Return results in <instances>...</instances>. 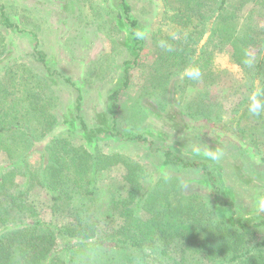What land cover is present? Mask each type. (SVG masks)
Returning a JSON list of instances; mask_svg holds the SVG:
<instances>
[{"label":"trees","instance_id":"obj_1","mask_svg":"<svg viewBox=\"0 0 264 264\" xmlns=\"http://www.w3.org/2000/svg\"><path fill=\"white\" fill-rule=\"evenodd\" d=\"M119 1V18L128 21L134 47L140 45L142 49L132 7L127 0ZM160 1L165 17L176 30L174 34L160 30L153 34L158 50L164 52L158 61L174 60L180 67L176 72L179 76L186 66L196 65L202 78L182 80L191 86L199 82L210 86L222 75L215 64L216 53L225 52L249 76L247 92L227 119L207 92L182 104L181 112L196 124L203 123L209 132L235 137L264 168V116H251L246 106L253 88H264V28H248L245 32L238 28L244 5L256 1L264 6V0H242L239 4L235 0ZM1 26L23 30L0 3ZM206 33L208 41L200 49L199 41ZM161 41L169 48H161ZM252 49L257 56H251ZM5 50V37L0 32V55ZM34 56L48 74L58 75L77 89L81 133L122 135L117 103L121 90L110 95L111 128L89 127L81 115V89L48 65L37 44ZM247 58L252 59L251 65L244 63ZM135 64L136 60L125 62V87ZM6 65L0 77V165H4L0 168V264H71L57 252L60 245L80 250L96 246L99 256L103 254L106 260L102 264H117L114 260L118 252H124L122 259L128 264H264V239L257 236L264 229V218L248 222L236 213L234 201L223 197L209 162L186 158L172 148L163 151L173 166L201 170L211 184L209 196L185 194L179 180L171 177L158 178L145 188L147 168L143 163L122 153H105L99 147L88 149L55 133L58 98L51 82L23 63ZM178 88L185 93V86L178 84ZM129 139L148 141L150 146L155 142L141 134ZM37 152L39 155L33 158ZM115 166H123L128 189L110 200L112 212L107 221L116 215L119 223L110 224L101 234L97 182L104 171ZM19 177L25 178V186L20 185ZM33 192L51 200L52 221L42 216L37 201L30 196ZM219 208L230 214L219 216Z\"/></svg>","mask_w":264,"mask_h":264},{"label":"rangeland","instance_id":"obj_2","mask_svg":"<svg viewBox=\"0 0 264 264\" xmlns=\"http://www.w3.org/2000/svg\"><path fill=\"white\" fill-rule=\"evenodd\" d=\"M239 4L242 0H235ZM132 7V16L138 20L137 31L143 47H134L131 28L124 18H119L122 4L119 0H0L12 21L23 30L0 27L5 37L6 50L0 55V77L6 64L17 61L33 68L51 82L58 98L55 109L57 127L55 133L66 135L77 145L88 149L99 147L105 153L118 152L143 163L147 168L145 188L158 178H177L185 194L200 193L209 196L211 184L199 169H180L170 164L163 151L172 148L189 159L209 162L222 188L223 197L234 201L236 213L248 222L264 218L252 199L253 191L264 185V168L249 149L242 148L232 135L220 136L208 131L203 123L196 124L184 115L180 107L190 103L199 93L207 92L218 102L227 119L242 100L249 83L245 69L233 62L230 54L216 53L215 64L222 75L210 86L199 82L191 86L176 75L180 69L174 60L158 61L159 54L153 34L159 30L174 34L175 26L165 17L160 0H127ZM239 30L264 28V6L256 1L244 5L239 18ZM209 35L203 34L198 48L205 46ZM46 55L49 66L72 79L83 94L81 115L89 127L111 128L113 110L110 95L121 90L117 103L119 129L122 135L84 134L79 131L77 119L78 91L58 75H50L35 55V46ZM230 49V48H229ZM257 56L256 49L250 52ZM136 60L130 70V83L125 87V62ZM168 77V78H166ZM180 86H185L183 94ZM208 97V98H209ZM143 135L151 141H135ZM199 143L219 147L224 158L212 163L192 151L191 145ZM38 152L33 158L38 156ZM4 168V165H0ZM123 166L104 171L97 182L96 190L101 208L97 212L100 220L99 233L108 230L110 224L117 225V216L110 223L107 215L112 212L110 200L115 194H125L128 187L123 181ZM25 186L24 177H19ZM36 200L46 221H52V202L44 194L30 195ZM219 216L229 215L227 209H218ZM264 239V229L257 234ZM94 242V241H93ZM96 246L65 249L57 246L66 261L71 264H102L106 260ZM124 252L115 255L114 262L121 264ZM71 259V260H70ZM128 264V263H127Z\"/></svg>","mask_w":264,"mask_h":264},{"label":"clouds","instance_id":"obj_3","mask_svg":"<svg viewBox=\"0 0 264 264\" xmlns=\"http://www.w3.org/2000/svg\"><path fill=\"white\" fill-rule=\"evenodd\" d=\"M159 46L165 49L169 48V45L164 41H161ZM244 63L251 65L252 59L247 58L244 60ZM180 75L181 79L199 81L202 78V71L196 65H189L182 70ZM247 100V111L251 116H264V88H253V90L249 93ZM191 148L194 153L201 155L203 158L214 164L219 163L224 158V151L219 147L206 145L202 148L199 143H193ZM252 199L256 209L258 211H264V185L254 189Z\"/></svg>","mask_w":264,"mask_h":264}]
</instances>
